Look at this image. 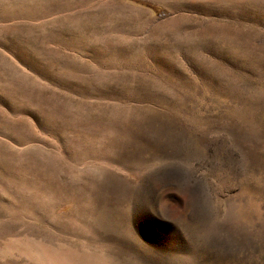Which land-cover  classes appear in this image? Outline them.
<instances>
[{"label": "rangeland", "instance_id": "rangeland-1", "mask_svg": "<svg viewBox=\"0 0 264 264\" xmlns=\"http://www.w3.org/2000/svg\"><path fill=\"white\" fill-rule=\"evenodd\" d=\"M0 0V264H264V0Z\"/></svg>", "mask_w": 264, "mask_h": 264}, {"label": "trees", "instance_id": "trees-1", "mask_svg": "<svg viewBox=\"0 0 264 264\" xmlns=\"http://www.w3.org/2000/svg\"><path fill=\"white\" fill-rule=\"evenodd\" d=\"M132 1H134V2H136V3H139V4H142V5H145V6H148V7H150L151 9L158 10V8H157L156 6L151 5V4H148V3H146V2H142V1H139V0H132Z\"/></svg>", "mask_w": 264, "mask_h": 264}]
</instances>
